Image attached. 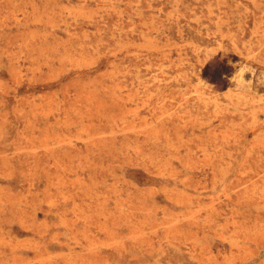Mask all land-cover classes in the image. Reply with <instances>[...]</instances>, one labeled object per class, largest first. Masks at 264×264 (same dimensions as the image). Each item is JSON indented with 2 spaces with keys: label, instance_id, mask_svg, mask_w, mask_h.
<instances>
[{
  "label": "rangeland",
  "instance_id": "rangeland-1",
  "mask_svg": "<svg viewBox=\"0 0 264 264\" xmlns=\"http://www.w3.org/2000/svg\"><path fill=\"white\" fill-rule=\"evenodd\" d=\"M0 264H264V0H0Z\"/></svg>",
  "mask_w": 264,
  "mask_h": 264
}]
</instances>
